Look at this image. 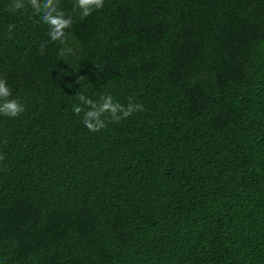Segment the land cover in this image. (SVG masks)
Masks as SVG:
<instances>
[{
    "label": "trees",
    "instance_id": "trees-1",
    "mask_svg": "<svg viewBox=\"0 0 264 264\" xmlns=\"http://www.w3.org/2000/svg\"><path fill=\"white\" fill-rule=\"evenodd\" d=\"M9 3L0 264H264V0H61L63 45ZM78 91L145 110L89 131Z\"/></svg>",
    "mask_w": 264,
    "mask_h": 264
},
{
    "label": "clouds",
    "instance_id": "clouds-1",
    "mask_svg": "<svg viewBox=\"0 0 264 264\" xmlns=\"http://www.w3.org/2000/svg\"><path fill=\"white\" fill-rule=\"evenodd\" d=\"M104 0H75L73 11L80 10V18L92 14L93 11L102 8ZM30 7L32 15L39 17V23L48 28L47 35L52 42H58L60 45L66 43L71 35L66 32L73 25V16L65 12L61 7V0H10L7 11L15 13L20 10H27ZM15 24L7 26L8 38H12V32L15 30ZM47 42H42L40 47L43 49ZM98 67V66H97ZM85 76H78L76 83L81 85ZM83 87H87L86 85ZM76 98L79 103L73 105V112L77 116L82 115L84 126L93 132L105 129L109 123L116 124L123 119L131 117L137 112H144V106L137 103L132 97L128 98V103L123 104L115 99L111 93H102L97 99H92L84 91H78ZM26 111L25 105L16 98H13L12 90L8 85L6 77H0V115L16 118ZM7 143V140L4 141ZM5 156L0 153V164ZM6 167V165H4Z\"/></svg>",
    "mask_w": 264,
    "mask_h": 264
}]
</instances>
